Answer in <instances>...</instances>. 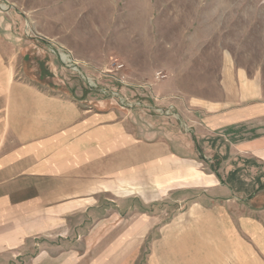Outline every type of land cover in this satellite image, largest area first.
<instances>
[{"label":"rangeland","instance_id":"obj_1","mask_svg":"<svg viewBox=\"0 0 264 264\" xmlns=\"http://www.w3.org/2000/svg\"><path fill=\"white\" fill-rule=\"evenodd\" d=\"M0 30L12 45L21 37L29 51L52 54L58 77L50 80L68 86L81 108L138 111L146 125L144 118L176 116L168 109L175 96L219 94L227 56L252 71L264 64V0H0ZM117 62L124 67L116 70ZM156 153L140 143L137 167L123 166L120 175L108 168L90 182L12 183L25 186V198L0 215V238L71 242L59 249L86 254L90 264L101 257L116 264L119 256L122 264H146L147 242L195 202L204 190L199 176L212 171L205 162L147 161ZM32 244L28 253H39Z\"/></svg>","mask_w":264,"mask_h":264},{"label":"crops","instance_id":"obj_2","mask_svg":"<svg viewBox=\"0 0 264 264\" xmlns=\"http://www.w3.org/2000/svg\"><path fill=\"white\" fill-rule=\"evenodd\" d=\"M8 32L0 30V215L25 198V186L12 183L90 182L112 167L109 175H120L138 166L142 143L160 151L147 161L212 168L199 176L204 190L195 202L147 242L146 264H264V64L252 71L227 56L219 94L175 96L168 109L176 116L144 118L146 125L136 110L81 108L68 86L50 80L58 77L53 55L29 51L21 37L12 45ZM140 132L155 138L146 142ZM3 241L0 264H90L86 254L59 249L71 242ZM32 243L39 253H28Z\"/></svg>","mask_w":264,"mask_h":264},{"label":"built area","instance_id":"obj_3","mask_svg":"<svg viewBox=\"0 0 264 264\" xmlns=\"http://www.w3.org/2000/svg\"><path fill=\"white\" fill-rule=\"evenodd\" d=\"M67 55V54H66ZM68 56V55H67ZM124 67V64H121V63H115L114 64V68L116 69V70H119V69H122ZM158 76H160L161 75V73H158L157 74ZM90 82H92L91 80H90ZM169 112H167L166 114H168Z\"/></svg>","mask_w":264,"mask_h":264},{"label":"bare ground","instance_id":"obj_4","mask_svg":"<svg viewBox=\"0 0 264 264\" xmlns=\"http://www.w3.org/2000/svg\"><path fill=\"white\" fill-rule=\"evenodd\" d=\"M62 57H64V59H69L64 53H62Z\"/></svg>","mask_w":264,"mask_h":264}]
</instances>
